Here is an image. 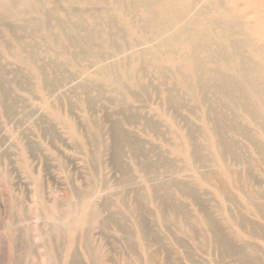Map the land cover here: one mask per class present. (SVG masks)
<instances>
[{"label": "rangeland", "instance_id": "374dc122", "mask_svg": "<svg viewBox=\"0 0 264 264\" xmlns=\"http://www.w3.org/2000/svg\"><path fill=\"white\" fill-rule=\"evenodd\" d=\"M63 17L61 12L58 18ZM110 38L127 48L120 56L128 63L127 37ZM144 50L139 46L148 53ZM68 52L76 58L74 67L43 36L22 38L0 29V264H71L72 259L78 264H165L183 255L182 264H238L243 257L264 264V213L237 188L220 189L208 176L220 169L219 157L207 147L208 107L196 105L173 75H159L148 62L123 86H108L87 76L98 71L93 59L80 57L75 46ZM25 56L33 58L35 68L21 61ZM183 135L201 147L195 168L175 154L177 145L183 149ZM228 135L244 145L239 136ZM246 145L254 175L264 181V165ZM202 158L209 161L204 164ZM227 164L243 169L230 159ZM154 186L193 225L203 215L212 216L238 255L215 245L201 249L181 225H160L156 214L162 206L151 199ZM222 191L231 199L221 207ZM137 197L159 244L141 238L137 213H132ZM115 214L118 225H100Z\"/></svg>", "mask_w": 264, "mask_h": 264}, {"label": "bare ground", "instance_id": "6f19581e", "mask_svg": "<svg viewBox=\"0 0 264 264\" xmlns=\"http://www.w3.org/2000/svg\"><path fill=\"white\" fill-rule=\"evenodd\" d=\"M61 12L64 17L58 18ZM1 28L22 38L43 36L50 49L58 51L59 57L73 67L76 58L68 52V47L75 46L81 50L80 57L93 59L97 67L95 75L86 70L85 74L108 86H123L136 77L140 64L147 62L159 75L166 72L173 75L179 88L191 93L196 105L208 107L204 118L207 147L220 159L219 173L210 172L209 178L216 179L220 189L237 188L247 203L254 204L260 215L264 213L260 203L264 201V181H258L250 157L244 155L248 144L264 165V0H0ZM122 33L132 52L128 63L120 56L127 48L114 43L120 39L110 38V34L121 38ZM97 39L101 45L96 44ZM139 46L151 55L147 61ZM21 61L34 67L30 56L21 57ZM37 79L43 88L41 76L37 75ZM168 99L170 104L175 102L173 97ZM228 133L239 136L244 145L230 139ZM180 140L183 149L177 145L175 154L184 156L195 168L200 145H193L189 135L188 138L183 135ZM227 159L243 169H233ZM201 161L206 164L209 160ZM157 189L152 188L151 199L154 203L159 200L162 206L156 214L160 225H181L201 249L215 245L227 249L232 256L238 255L237 248L223 235L212 216L203 215L193 225L183 210L170 199L159 196ZM222 193L221 207L231 199L229 193ZM142 201V197H137L132 211L137 213L139 233L143 241L151 238L159 244L148 215H144L148 213ZM117 220L116 214L111 215L100 225H118ZM176 245L182 247L179 241ZM131 249H134L132 244ZM186 258L187 255L174 256L165 264H182ZM73 263L79 262L72 259ZM256 263L247 257L238 260V264Z\"/></svg>", "mask_w": 264, "mask_h": 264}]
</instances>
